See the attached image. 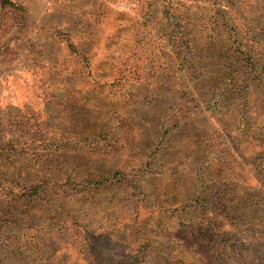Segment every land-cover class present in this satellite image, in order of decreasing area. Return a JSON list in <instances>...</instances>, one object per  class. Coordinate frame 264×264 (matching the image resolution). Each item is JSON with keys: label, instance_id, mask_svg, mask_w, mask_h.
I'll list each match as a JSON object with an SVG mask.
<instances>
[{"label": "rangeland", "instance_id": "374dc122", "mask_svg": "<svg viewBox=\"0 0 264 264\" xmlns=\"http://www.w3.org/2000/svg\"><path fill=\"white\" fill-rule=\"evenodd\" d=\"M125 258L264 264V0H0V264Z\"/></svg>", "mask_w": 264, "mask_h": 264}, {"label": "trees", "instance_id": "16d2710c", "mask_svg": "<svg viewBox=\"0 0 264 264\" xmlns=\"http://www.w3.org/2000/svg\"><path fill=\"white\" fill-rule=\"evenodd\" d=\"M113 175H108L107 177H104L102 179H99V180H95V181H87L86 184H92V185H102V184H106V183H109L113 177ZM131 263V259H122L118 264H130Z\"/></svg>", "mask_w": 264, "mask_h": 264}]
</instances>
